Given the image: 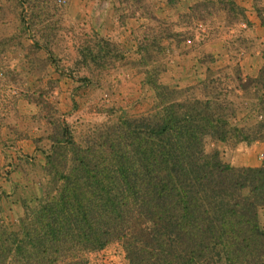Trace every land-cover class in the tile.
I'll list each match as a JSON object with an SVG mask.
<instances>
[{"label":"rangeland","instance_id":"rangeland-1","mask_svg":"<svg viewBox=\"0 0 264 264\" xmlns=\"http://www.w3.org/2000/svg\"><path fill=\"white\" fill-rule=\"evenodd\" d=\"M263 69L264 0H0V243L56 189L48 157L58 142L84 151L101 130L143 116L152 86L212 96L229 138L205 137V153L261 168ZM240 129L262 137L241 141ZM248 157L257 162L242 167ZM257 216L264 230V206ZM86 257L128 262L117 243Z\"/></svg>","mask_w":264,"mask_h":264},{"label":"trees","instance_id":"trees-1","mask_svg":"<svg viewBox=\"0 0 264 264\" xmlns=\"http://www.w3.org/2000/svg\"><path fill=\"white\" fill-rule=\"evenodd\" d=\"M151 88L149 112L101 130L84 151L56 144V189L25 209L0 243V264H89L113 243L127 264H264V165L236 169L205 153V137L229 138L212 96ZM241 129V141L262 137Z\"/></svg>","mask_w":264,"mask_h":264},{"label":"crops","instance_id":"crops-1","mask_svg":"<svg viewBox=\"0 0 264 264\" xmlns=\"http://www.w3.org/2000/svg\"><path fill=\"white\" fill-rule=\"evenodd\" d=\"M254 158L252 157H248L247 160H245L244 162L246 163H241L242 167L246 166V167H253L254 163L257 162V160H253Z\"/></svg>","mask_w":264,"mask_h":264}]
</instances>
